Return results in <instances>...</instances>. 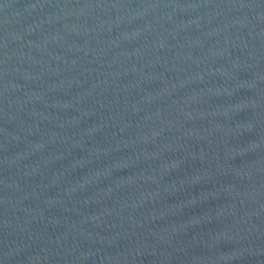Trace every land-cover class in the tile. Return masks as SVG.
Wrapping results in <instances>:
<instances>
[{"label": "water", "instance_id": "95a60500", "mask_svg": "<svg viewBox=\"0 0 264 264\" xmlns=\"http://www.w3.org/2000/svg\"><path fill=\"white\" fill-rule=\"evenodd\" d=\"M264 197V0H0V264H190Z\"/></svg>", "mask_w": 264, "mask_h": 264}]
</instances>
